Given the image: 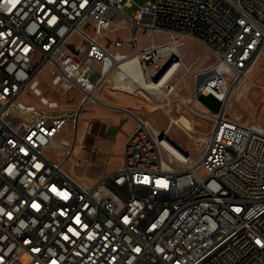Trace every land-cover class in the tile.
<instances>
[{
	"label": "built area",
	"instance_id": "built-area-1",
	"mask_svg": "<svg viewBox=\"0 0 264 264\" xmlns=\"http://www.w3.org/2000/svg\"><path fill=\"white\" fill-rule=\"evenodd\" d=\"M128 29L129 41L115 34ZM156 33L169 39L157 44ZM187 37L211 61L184 64L155 96L174 95L189 74L193 102L220 103L199 112L212 126L194 137L198 169L179 173V157H163L169 139L126 107L136 126L123 162L91 183L68 172L78 113L44 93L41 71L52 67L59 91L78 77L87 94L82 77L91 75L99 87L124 84L114 89L151 99L143 78L186 56L178 46ZM258 70L264 0H0V264H264V126L228 113ZM26 94L44 107L24 103ZM131 143L153 148L143 170H128ZM112 173L120 184L109 183Z\"/></svg>",
	"mask_w": 264,
	"mask_h": 264
},
{
	"label": "rangeland",
	"instance_id": "rangeland-1",
	"mask_svg": "<svg viewBox=\"0 0 264 264\" xmlns=\"http://www.w3.org/2000/svg\"><path fill=\"white\" fill-rule=\"evenodd\" d=\"M134 1L136 5H142L148 0ZM134 8L126 9L131 12ZM132 32L128 29L115 34L129 41ZM168 39L167 33L154 35L157 44L164 43ZM79 40L80 38L75 39L76 42ZM181 50L186 55V64L193 63L201 56L204 59L202 63L211 61L208 57L210 54L208 47L197 39L187 38ZM39 79L45 94L61 100L62 103L67 102L66 108L79 112L82 105L81 93L77 89L69 92L59 91L52 83L51 66H46L41 71ZM114 88L112 83L104 86L99 95L103 102L88 101L83 104L75 122L76 147L66 165L68 172L85 183H91L123 162L124 141L136 126L135 116L126 111V107L150 121L156 128L168 131L169 136L188 151L192 158L200 157V150H196L194 145V137L209 131L212 122L199 112L205 111L206 106L211 107L209 111L216 112L220 103L213 96H203L200 102H193L192 77L189 74L185 76L180 89L174 95L169 93L163 95L161 99L148 90L146 93L151 99L144 98L142 93H128ZM22 101L38 108L44 107L39 97L34 95L26 94ZM228 113L239 121L257 122L264 126V71L258 70L253 74L247 92L231 103Z\"/></svg>",
	"mask_w": 264,
	"mask_h": 264
},
{
	"label": "bare ground",
	"instance_id": "bare-ground-1",
	"mask_svg": "<svg viewBox=\"0 0 264 264\" xmlns=\"http://www.w3.org/2000/svg\"><path fill=\"white\" fill-rule=\"evenodd\" d=\"M178 55H185V53L181 50V46H178ZM185 59V56L169 57L168 62L161 63L160 69L148 70V75L143 78L144 89L148 90L153 95L161 92L162 89H171L172 81H176L177 79H179L180 72L183 70L184 64H186ZM82 85H87V94L89 95L98 94L99 96L101 91L103 90L102 87H99V83L97 80H91V75H83ZM124 86V84H121L118 87L124 88ZM126 86L132 89L135 85L130 82ZM77 87L78 77H70L69 81H67V88L76 89ZM87 94H81L82 104H85L87 102ZM168 94L169 93H161V98H163V95L165 96ZM100 99L96 101L103 102L102 99ZM158 130L163 132V139H169L168 141H164L162 143L163 157L171 158L173 157V153L174 157H179V173H186L191 170L198 169L200 157L198 159L192 158L191 154L188 151H185L179 144L174 141V139L171 138V136H169L168 131H164L161 129ZM147 155H153V148H143L142 143H131L130 157L135 158V161L128 162V170H143V160L147 158ZM121 181V173H112L109 176L110 184H120ZM148 181L157 182V172H150L148 174Z\"/></svg>",
	"mask_w": 264,
	"mask_h": 264
},
{
	"label": "water",
	"instance_id": "water-1",
	"mask_svg": "<svg viewBox=\"0 0 264 264\" xmlns=\"http://www.w3.org/2000/svg\"><path fill=\"white\" fill-rule=\"evenodd\" d=\"M82 107H83V104L80 106V108H79V112H78V115H80V112H81V109H82ZM77 134V130H76V132H75V135Z\"/></svg>",
	"mask_w": 264,
	"mask_h": 264
},
{
	"label": "crops",
	"instance_id": "crops-1",
	"mask_svg": "<svg viewBox=\"0 0 264 264\" xmlns=\"http://www.w3.org/2000/svg\"><path fill=\"white\" fill-rule=\"evenodd\" d=\"M187 38H189V37H187ZM187 38H186V39H187ZM190 38H191V37H190ZM131 132H132V131H131ZM131 132H130V133H131ZM124 142H125V141H124ZM116 167H117V166H116ZM116 167H115V168H116ZM113 169H114V168H113Z\"/></svg>",
	"mask_w": 264,
	"mask_h": 264
}]
</instances>
